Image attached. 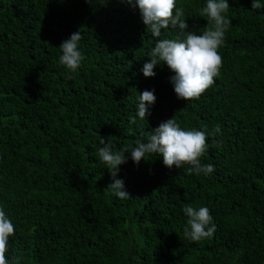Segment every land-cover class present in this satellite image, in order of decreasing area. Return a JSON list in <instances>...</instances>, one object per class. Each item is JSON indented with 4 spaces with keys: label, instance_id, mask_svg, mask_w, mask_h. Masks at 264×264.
Returning a JSON list of instances; mask_svg holds the SVG:
<instances>
[{
    "label": "trees",
    "instance_id": "1",
    "mask_svg": "<svg viewBox=\"0 0 264 264\" xmlns=\"http://www.w3.org/2000/svg\"><path fill=\"white\" fill-rule=\"evenodd\" d=\"M228 3L220 74L185 101L166 64L154 77L141 71L155 40L178 28L152 37L127 0H0V208L15 227L11 264H264V8ZM176 5L190 30L211 26L200 14L206 0ZM76 31L84 59L69 79L59 45ZM153 89L141 120L139 93ZM172 117L205 132L200 159L213 173L169 169L157 154L135 164L125 153L116 178L130 198L112 195L101 137L130 150ZM186 205L209 208L210 238H185Z\"/></svg>",
    "mask_w": 264,
    "mask_h": 264
},
{
    "label": "clouds",
    "instance_id": "2",
    "mask_svg": "<svg viewBox=\"0 0 264 264\" xmlns=\"http://www.w3.org/2000/svg\"><path fill=\"white\" fill-rule=\"evenodd\" d=\"M127 3L138 7L142 22L152 37H160L162 29L169 26L179 30L174 39L155 40L148 54L149 60L141 69L144 77H154L156 73L153 69L164 63L174 73L169 77V82L177 98L185 101L199 98L212 86L214 77L220 74L223 61L218 49L224 44L225 33L231 26V20L226 16L230 8L228 0H206L200 14L207 17L211 26L203 30L202 34L189 29L184 10L177 7L176 0H135L134 4L133 0H127ZM261 8H264L261 0H252V9ZM81 39V32L76 31L59 45V64L67 70L65 75L69 79L70 74L77 71L84 59L78 48ZM155 100L154 89L139 93L136 117L146 120ZM130 123L135 124L136 118H132ZM214 131L220 133V128L217 127ZM110 137L107 142L101 137L100 144L103 146L98 149V155L106 168L111 170L109 173L112 182L107 185V189L122 200L130 198L124 181L116 178L119 166L127 162L125 153H130L135 164H139L146 155L157 154L162 156L163 165L169 169L173 166L180 169L187 165V174L205 176L214 171V165L203 164L200 159L208 148L205 132L182 129L173 117L153 128L152 133L148 134L147 142L138 140L130 150L126 147L114 152ZM183 212L188 218L183 229L185 238L196 242L214 234L216 229L209 208L197 209L186 205ZM14 233L12 221L0 208V264H11L6 253L9 250V237Z\"/></svg>",
    "mask_w": 264,
    "mask_h": 264
}]
</instances>
